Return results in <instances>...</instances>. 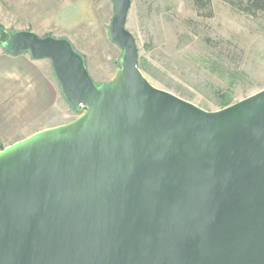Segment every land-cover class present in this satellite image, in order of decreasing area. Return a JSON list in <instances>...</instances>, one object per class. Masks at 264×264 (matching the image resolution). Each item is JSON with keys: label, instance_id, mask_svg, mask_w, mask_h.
I'll return each instance as SVG.
<instances>
[{"label": "water", "instance_id": "1", "mask_svg": "<svg viewBox=\"0 0 264 264\" xmlns=\"http://www.w3.org/2000/svg\"><path fill=\"white\" fill-rule=\"evenodd\" d=\"M111 1L109 85L66 39L0 42L49 60L78 114L0 150V264H264V88L208 112L154 87Z\"/></svg>", "mask_w": 264, "mask_h": 264}, {"label": "rangeland", "instance_id": "2", "mask_svg": "<svg viewBox=\"0 0 264 264\" xmlns=\"http://www.w3.org/2000/svg\"><path fill=\"white\" fill-rule=\"evenodd\" d=\"M247 0H130L126 29L137 45L138 67L156 88L208 112L264 88V13L242 12ZM242 6V5H241ZM111 0H0V42L30 31L68 40L95 85H109L122 50L108 27ZM0 46V150L40 130L78 117L60 93L47 59L8 58Z\"/></svg>", "mask_w": 264, "mask_h": 264}, {"label": "trees", "instance_id": "3", "mask_svg": "<svg viewBox=\"0 0 264 264\" xmlns=\"http://www.w3.org/2000/svg\"><path fill=\"white\" fill-rule=\"evenodd\" d=\"M195 8L200 10H208L210 14V4L211 0H192ZM242 5V6H241ZM238 5L239 9L247 14L253 15L255 12L264 13V0H247L246 3ZM5 51V50H4ZM5 53H7L5 51ZM9 54V53H7Z\"/></svg>", "mask_w": 264, "mask_h": 264}, {"label": "crops", "instance_id": "4", "mask_svg": "<svg viewBox=\"0 0 264 264\" xmlns=\"http://www.w3.org/2000/svg\"><path fill=\"white\" fill-rule=\"evenodd\" d=\"M25 53H28V52H23V53L18 54V55H10V54H7V53H6V54L9 55L8 58H20V57H21V58H25V57H24V54H25ZM29 55H30V54H29ZM30 60H35V59H33V58L30 56ZM51 67H52V66H51ZM56 81H57V79H56ZM57 84H59L58 81H57ZM57 86H58V89H59L60 93H62V91H61V87H60V84L57 85ZM3 149H4V148H3Z\"/></svg>", "mask_w": 264, "mask_h": 264}]
</instances>
